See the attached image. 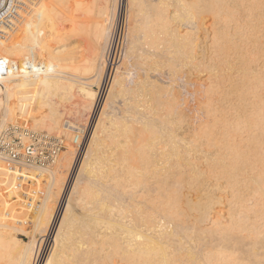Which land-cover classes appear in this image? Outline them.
Listing matches in <instances>:
<instances>
[{
  "label": "bare ground",
  "instance_id": "6f19581e",
  "mask_svg": "<svg viewBox=\"0 0 264 264\" xmlns=\"http://www.w3.org/2000/svg\"><path fill=\"white\" fill-rule=\"evenodd\" d=\"M62 1V8L51 0H41L40 6L33 2L35 9L28 5L17 31L0 39V58L17 62L14 71L0 75L7 99L0 118V159L13 161L17 153L27 160L23 164L38 168L31 164L38 151L51 153L52 147L27 143V127L17 123L32 121L31 128L49 134L62 130L68 111L58 105L67 100L65 109L72 110L77 84L91 100L85 82L90 72L107 94L92 132L98 137L90 153L98 156L82 158L85 165L71 184L72 142L57 154L54 169L48 170L57 185L55 211L36 221L37 232L26 245L13 233L21 228L0 220V264H19L23 256L38 264L50 239L49 253L39 264H264V0H147V8L143 0H128L134 15L129 22V14L126 22L119 20L122 26L120 0L111 9L108 0ZM52 12L55 22L44 16ZM82 15L96 19L84 23ZM43 16L56 25L46 33L51 38L39 29ZM80 33L92 40L90 57L78 64L75 53L76 64L67 63L59 50L67 42L62 38ZM124 37L126 48L119 53ZM31 55L33 62L23 60ZM197 72L204 75L201 81L192 80ZM47 89L60 98L44 97ZM39 90L48 109L41 104L38 114L21 113L12 101L14 92L32 100ZM88 99L79 120L88 107L98 114L97 102ZM6 122L22 131L2 130ZM57 155L40 164L52 163ZM9 168L5 171L14 183L34 175L30 168L33 173ZM1 179L0 186L10 182Z\"/></svg>",
  "mask_w": 264,
  "mask_h": 264
},
{
  "label": "rangeland",
  "instance_id": "374dc122",
  "mask_svg": "<svg viewBox=\"0 0 264 264\" xmlns=\"http://www.w3.org/2000/svg\"><path fill=\"white\" fill-rule=\"evenodd\" d=\"M31 2L29 3V6L31 7V8H33V9H35V6L36 7H39L40 6V4H39V2L41 3V0H30ZM51 1H53V3L55 4V6H58V7H61L62 8V4L63 3H66V1H62V0H57V2H56V0H51ZM55 1V2H54ZM68 1H70V0H68ZM109 1V5L111 6L110 7V9L112 8V6H113V4H114V0H108ZM146 4H144L145 6V8H147V6L146 5H148L147 3L149 2V3H151L152 4V1L154 2V0H149L148 2H147V0H143ZM36 3V4H38V5H36V4H34V3ZM128 0L126 1V0H120V10H119V12H120V15H119V19H118V21L119 20H121L122 19V21H123V19L125 20V22H126V18H127V14H129V16H128V22H129V18H131L130 17V15L132 16V13H133V15H134V11H132V10H130L129 8H128V6H129V4H128ZM112 3V4H111ZM59 4V5H58ZM127 4V5H126ZM151 4H149V5H151ZM126 7V8H125ZM131 9H133L132 8V6L130 7ZM128 10H130V11H128ZM130 12V13H129ZM132 12V13H131ZM47 15V16H46ZM95 15V14H94ZM127 15V16H126ZM45 17H49V18H51V20H53L54 19V22H55V20H56V18H53V16L54 17H56L55 16V14L52 12V13H50V15L49 14H45L44 15ZM43 16V19H42V23L40 24V25H45L46 26V29L45 28H43V26H40L39 25V29H41V31L42 32H44L43 33V36L45 37V35L47 36V38L49 37V33L48 34H46L47 32H50L52 29H51V27L55 24V23H53V21H52V23H53V25H51L52 23H51V21H49L47 18H45ZM24 17H28V15L27 14H25L24 15ZM122 17H124V18H122ZM179 18H180V16H178ZM47 19V21L45 20V19ZM92 18L93 19H96V16H92ZM91 18V16H88V17H86V16H81L80 17V19H84L82 22H84V23H88V22H92L93 21V19ZM173 19L174 18H176V17H172ZM86 19H88V20H86ZM177 19V18H176ZM181 19V18H180ZM41 20V19H40ZM90 20V21H89ZM177 20H179V19H177ZM22 21H24V18L23 19H21L19 22H18V25L20 26L21 25V23H22ZM115 21V20H114ZM117 20H116V24H117V22H118ZM120 22L119 21V24H118V26H122V24H123V22ZM174 21H176V20H174ZM41 21H39V23H40ZM47 22H48V24H49V22H50V25L48 26V24H47ZM115 24V23H114ZM18 25H17V27H16V31H17V28H18ZM44 26V27H45ZM56 26V25H55ZM55 26H53L54 28H55ZM40 27H42V28H40ZM49 29H48V28ZM45 29V30H44ZM48 29V30H47ZM54 30V29H53ZM124 32H125V27H124V30H123ZM121 32H122V30H121ZM120 32V33H121ZM124 32H123V34H124ZM12 34H14V32H12L11 33V35ZM45 34V35H44ZM11 35H8V37L7 38H2V37H0V39H2V40H6V39H10L11 38ZM69 35V34H68ZM68 35H66V36H64V37H66L65 39H63L62 38V40H64L63 41V43L64 42H66V43H64L65 44V46L64 47H61L59 50L60 51H62V53H61V57L62 58H64V59H66L65 61L67 62V61H70V62H67V63H72V62H74L73 60L74 59H76V62L79 64L81 61H83V60H86V59H88L89 57H90V46H91V42H92V40L90 39V38H88V35L86 34V33H80V34H74V35H71L70 34V36H68ZM126 36V35H125ZM79 37V38H78ZM49 38H51V37H49ZM70 38V39H69ZM80 39V40H79ZM50 40V39H49ZM61 40V41H62ZM84 42H83V41ZM126 40V41H125ZM61 41H60V43H61ZM77 41V42H76ZM49 42H51V44H53V45H58L59 43H57V41H52V40H50ZM74 42V43H73ZM125 42H127V37H124L123 39H122V42H120V44H121V46H119V48H118V52L119 53H123L124 51H125V48H126V43ZM125 43V44H124ZM72 46H71V45ZM82 44V45H81ZM57 47V46H56ZM77 47V48H76ZM80 47V48H79ZM81 47H82V49H81ZM124 48V51L122 50V49ZM78 49V51H79V53H78V51H76V50ZM81 50V51H80ZM120 50H122L121 52H120ZM84 51H86V52H84ZM64 53H65V55H64ZM79 54L80 55V59H79V55H76V54ZM72 54L74 55H76L75 57H74V59L72 58L73 56H72ZM123 56V55H122ZM121 56V57H122ZM85 57H86V59H85ZM11 58H14V59H16V60H18V57H11ZM72 58V59H71ZM19 61H18V63L19 64H21L22 63V57H19ZM27 59H31V60H34V58H33V55H31L29 58H27ZM27 59H23V60H27ZM79 59V60H78ZM80 61V62H79ZM122 61H120L119 63L117 62V64L116 65H118V64H120ZM75 63V62H74ZM76 64V63H75ZM81 64V63H80ZM52 73H55V72H52ZM92 73L93 72H90V74H88L87 76L89 77L88 79H86L85 80V82L87 83V86H86V88H87V90L88 91H90L91 93H92V95L94 96H92V98L91 97H89L91 100H92V102H91V100H89L87 97H88V95H85V93H83L82 92V89H83V85H81V84H77L76 86H77V90H76V97H74V99H75V102L71 105L72 106V110L71 109H69V110H67V109H65V106H66V103H67V100H62L63 102L61 103V108H60V106L58 105V107H59V109L61 110L62 109V111L63 112H67L66 114L64 113V116H63V121H64V123H63V121H62V126H64L63 128H62V126H61V128H62V130L60 129V131H62V132H65L66 134H67V137H66V135H65V133H59L60 131H53L52 133H51V131H50V134H52V135H56L57 133L58 134H60V135H63V136H65L64 138H65V143H64V146H63V148L61 149V151H64V150H68V146L70 145V143L72 142V148H74V158H73V161H74V163H75V165H76V168H75V166H74V169H73V171H75L74 172V174H73V171H72V175H70V179H69V183H71L72 184V182H74V179H77V178H75L77 175H78V173H77V170L79 169V167L82 165V164H84V159H85V157L84 156H86V160L88 161V159H90L91 157H93V156H95V157H97L96 155H95V153L93 154V152H92V154L90 153L93 149H95L96 148V145H95V143L94 142H97L96 141V137H98V136H96V135H98V134H95L94 133V135H93V133L92 132H94V128L93 127H95L96 128V126L98 127V119H99V117H100V115H101V109L103 108V106H104V96L105 95H107L106 94V92H103L104 91V89H102L101 88V80H98V79H92V78H90L91 76H92ZM95 73H93V75H94ZM197 74H199L198 72H197ZM197 74H195L194 73V75H192V80H197L198 81V78L201 76V77H203L204 75H198L197 76ZM0 75H3V74H0ZM90 75V76H89ZM196 75V76H195ZM193 77H194V79H193ZM196 77V78H195ZM200 77V79H199V81H201L203 78H201ZM2 77H0V90H2V92L0 93L1 95V98H3L2 100H3V104H2V107H1V109H0V118L2 119V117H3V113H4V105H5V103L7 104V99H6V96L4 95V91H6V82H5V80H4V78H2ZM11 84H14L13 82L11 83ZM48 91H46V90H44V97H48L49 99H51L52 101L54 100V98L57 96V98L59 97L60 98V96H58L59 95V93L58 94H56V95H52L53 93H51V91L49 90V89H47ZM45 91H46V93L47 94H49V95H47L46 93H45ZM81 91V92H80ZM40 92V90L35 94V96L32 98V100H29L26 96H24L23 95V93L22 92H14L15 94H14V97H16L15 99L13 98V100L12 101H15V102H13V103H15V105H16V103L18 102V104L16 105L17 107L19 106V110H20V112L21 113H31V114H38V113H40L41 111H40V105L41 104H44V106L43 107H45L44 109H48V106H49V104L47 105V100H46V98H44L43 97V93H39ZM49 92V93H48ZM95 92V93H94ZM50 93H51V95H50ZM98 93V95L99 96H97L96 94ZM17 94V95H16ZM38 94V95H37ZM39 94H40V96H39ZM46 94V95H45ZM105 94V95H104ZM95 95H96V98H95ZM104 95V96H103ZM37 96V97H36ZM102 96H103V98H102ZM51 97V98H50ZM97 97H99L98 99H97ZM45 100H44V99ZM86 98V99H85ZM5 99H6V101H5ZM16 99H17V101H16ZM36 99V100H35ZM73 99V100H74ZM89 100L91 103H94V102H97V107L99 108L98 109V111H97V113L99 114H96L95 115V113H92V111H91V109L88 107L87 109L88 110H86V111H90V112H86L85 110V112H86V114H85V112H83V117L81 116V118H80V120H79V117H78V111L82 108V103H83V101H85V100ZM96 99H97V101H96ZM102 99V100H101ZM43 100L46 102H44L43 103ZM55 100H58V99H56L55 98ZM54 100V101H55ZM49 101V100H48ZM94 101V102H93ZM59 102H61V100L59 101ZM101 102V103H100ZM103 102V103H102ZM46 104V105H45ZM99 105V106H98ZM64 106V107H63ZM102 106V107H101ZM84 108H86V107H84ZM4 109V110H3ZM36 109V110H35ZM107 111L109 112L110 111V109L108 110L107 109ZM88 114V115H87ZM93 114V115H92ZM103 115V114H102ZM101 115V116H102ZM2 116V117H1ZM72 116V117H71ZM89 116V117H88ZM96 116V118H94ZM99 116V117H98ZM70 118V119H69ZM76 118H77V123H76ZM1 119H0V122H1ZM65 119V120H64ZM87 119V120H86ZM92 119H94V120H92ZM66 120H70V121H74L73 123H74V129H67L66 130V128H65V122H66ZM79 121H82V122H79ZM88 121V122H87ZM90 122V123H89ZM24 123V124H23ZM32 123V121L31 122H29L28 123V121H26V122H24V121H21V122H18L17 124L19 125V126H21L23 129H25V127H27V128H29L30 130H33L34 132H35V134L36 133H42V132H49V131H47L46 129H43V128H35V126L34 127H32L31 128V126L33 125V124H31ZM11 124H13L12 122H6V123H4L3 124V127H2V130L4 129V128H6L8 125H11ZM26 124V125H25ZM29 124L31 125V126H29ZM83 124V125H82ZM94 124H97V125H94ZM75 126H78L77 128H75ZM22 128H20V129H22ZM33 128H35V129H33ZM64 128H65V130H64ZM78 128H80V129H78ZM39 129V130H38ZM43 129V130H42ZM45 130V131H44ZM96 130H98V128L96 129ZM84 131V132H83ZM72 132V133H71ZM71 133V134H70ZM96 133H97V131H96ZM49 134V133H48ZM78 134V135H77ZM72 137H70V136ZM92 135V136H91ZM56 136H59V135H56ZM70 138H69V137ZM75 136V137H74ZM79 136V137H78ZM95 137V141L94 140H92V139H94V137ZM29 139H27V140H29V141H27V143H31L32 142V139H30V137L29 136H27ZM75 138V139H74ZM70 139V140H69ZM73 141H72V140ZM70 141V142H69ZM91 141V142H90ZM103 141V140H102ZM101 141V144L103 143V146H104V144L106 143V140L104 141V142H102ZM89 143H91V144H89ZM93 144H94V146H93ZM93 148H91V147ZM102 146V145H101ZM102 146V147H103ZM97 148H98V146H97ZM90 149V150H89ZM99 149H102L103 150V148H99ZM105 149V148H104ZM106 149L109 151L110 149H108V147H106ZM88 150H89V152H88ZM59 152L60 154L62 153V152ZM100 151L101 150H99L97 153L98 154H100ZM105 151V150H104ZM91 155H87L88 153ZM102 152V151H101ZM58 153V155H60ZM4 155V154H3ZM57 155V157L55 158V160L52 162V163H49V164H47V165H41V164H33V162L31 163V164H33V165H35V167H38V168H33L32 169V166H31V168H30V166L28 165V164H23L22 162H19L18 164H17V166H16V164H13V161H8L7 162V160L5 161V160H2V159H0V177L1 178H3L4 177V179H6V180H10V182L8 183V184H6V186L5 185H2V186H0V192L2 193V194H0L1 195V199H2V201H3V212L1 213V215H0V220H1V223H3V224H8V226H15V227H19V228H21L18 232L17 231H15V232H13L14 234H16V236L17 237H19L21 240H23V241H25V242H23V245H26L25 243L27 242V243H29V242H32L33 241V237H34V235L36 234V232H37V228H38V222H44L46 219V214L48 215V212H51L52 213V211L54 212L55 210V208H56V203H55V201H56V199L58 198V196H57V193L55 192L56 191V187H54V186H57L56 184L55 185H53L54 183H55V180L53 179V177L54 176H50V175H52L48 170H51V169H54V167H55V165H56V162H57V160H58V158H59V156ZM87 156H89V158H87ZM84 157V159H82ZM95 157H94V159H95ZM76 160V161H75ZM24 162H27V160H24ZM5 163L7 164V167L9 168V167H12L11 169H13V167H18V169H22V168H24V169H22V170H24V171H30L31 173H33L34 172V175L33 176H29L28 178L27 177H25V179L24 178H22V180H17L18 181V183H14V181H11V179H12V177H11V175L9 176V175H7V171L9 170L10 171V168L8 169L7 167H6V165H5ZM77 163V164H76ZM3 164H4V167H3ZM9 164V165H8ZM10 164H11V166H10ZM30 164V163H29ZM81 164V165H80ZM12 165H15V166H12ZM85 165V164H84ZM78 166V167H77ZM7 168V169H6ZM28 168H30L31 170H28ZM4 169V170H3ZM5 170H7V171H5ZM3 171L5 172L4 173V175H3ZM7 172V173H6ZM1 173H2V175H1ZM36 173V174H35ZM76 173H77V175H76ZM76 175V176H75ZM6 176H7V178H6ZM79 176H80V174H79ZM9 177V178H8ZM11 177V178H10ZM0 178V179H1ZM3 179V180H4ZM33 180V182H31V181H28V180ZM54 181H53V180ZM2 180V179H1ZM26 180L28 181V182H26ZM71 180V181H70ZM73 180V181H72ZM24 181V182H23ZM43 181V182H42ZM22 182V183H21ZM30 182V183H29ZM37 182H38V185L37 186H35L36 184H37ZM48 182V183H47ZM32 183V184H31ZM42 183V184H41ZM53 183V184H52ZM27 184H29V185H27ZM8 185V186H7ZM21 185V186H20ZM41 185V186H40ZM70 184H68L67 186H69ZM31 186L32 187H34V189L33 188H31ZM71 186V185H70ZM23 187V188H22ZM27 188H30V189H27ZM46 188V189H45ZM39 189V190H38ZM69 189H70V187H67L66 188V190H65V192H64V194L62 195V197L64 198V201L66 200L65 198L67 197V194H68V192H69ZM30 190H32V191H30ZM51 190V191H50ZM12 192H13V194H12ZM18 192V193H17ZM54 192V193H53ZM35 194V195H34ZM46 194V195H45ZM52 194H53V196H52ZM54 194L56 195V196H54ZM50 195V196H49ZM65 195H66V197H65ZM56 197V199H54ZM62 197H60V199L59 200H63V198ZM4 198V199H3ZM34 198V199H33ZM48 200H50V201H48ZM54 202H53V201ZM49 202V203H48ZM53 202V203H52ZM57 202V201H56ZM51 203V204H50ZM64 205H65V202L63 203ZM45 205V206H44ZM51 205V206H50ZM64 205L62 206V208H61V211H60V214H59V216H58V219H57V223L60 221V218H61V215H62V212H64L63 210V208H64ZM47 206V207H46ZM44 207H46L45 209H44ZM51 207V208H50ZM53 207V208H52ZM49 211H48V210ZM53 209V210H52ZM46 210V211H45ZM42 211V212H41ZM44 213V214H43ZM51 213H49V214H51ZM38 214V215H37ZM38 216V218H36ZM44 216V217H43ZM40 217H42V218H40ZM60 217V218H59ZM41 219V221L40 220H38V219ZM43 219V220H42ZM2 220H4V221H2ZM59 220V221H58ZM9 221V222H8ZM10 221H13V223H11L12 225H10L9 223H10ZM36 221H38L37 223H36ZM14 223H15V225H14ZM5 224V225H6ZM37 224V225H36ZM17 225V226H16ZM7 226V227H8ZM36 228V229H35ZM22 230V231H21ZM44 232V231H43ZM43 232H41V233H43ZM51 241V239L49 240V242H46L45 244H44V246L46 247H44L43 249H42V256H40V260H41V258H42V260H44V258H45V256H47V253H49V247H50V242ZM49 243V244H48ZM48 244V245H47ZM20 246H18L17 248H19ZM12 254H13V256H16V252L15 251H13L12 250ZM45 252V253H44ZM15 253V254H14ZM35 255V254H34ZM23 259H25L26 260V262H25V260L23 261ZM22 264H28L29 262H28V260H30L28 257H26V258H24V256L22 257ZM21 260H20V263L19 264H21ZM38 261V264H39V262H42V261ZM25 262V263H24ZM28 262V263H27ZM30 264V263H29ZM31 264H33V261H32V263Z\"/></svg>",
  "mask_w": 264,
  "mask_h": 264
},
{
  "label": "built area",
  "instance_id": "2783aa9c",
  "mask_svg": "<svg viewBox=\"0 0 264 264\" xmlns=\"http://www.w3.org/2000/svg\"><path fill=\"white\" fill-rule=\"evenodd\" d=\"M31 1L30 0H0V37L4 38L7 37V35L11 34L17 27V24L19 20L21 19L22 12L26 11V8H28V5ZM7 31H6V30ZM28 63L33 62L34 60L27 59ZM17 67V62L13 59L9 58H0V74H7L11 71H14ZM70 120H66L65 122V128L67 129H74L73 125L69 123ZM19 125H16V127ZM22 128L21 126H19ZM23 129V128H22ZM7 130H13L21 132L22 130H19L14 127L13 124L7 126ZM32 140H35L39 143V146L41 145L42 148H47V146L52 147V152L50 149L44 151L40 149L38 151V155L33 159V163L40 164V162L44 161H50L52 160L63 148L65 143V138L63 135L56 136L52 134H48L46 132L42 133H36L33 130H30L29 128H26V131H24ZM21 136V135H19ZM28 150L31 148V146L27 147ZM1 150V149H0ZM14 155L15 160H13V164H17L19 162H23L24 160L22 157H18L19 154L12 153ZM31 161V160H29Z\"/></svg>",
  "mask_w": 264,
  "mask_h": 264
}]
</instances>
